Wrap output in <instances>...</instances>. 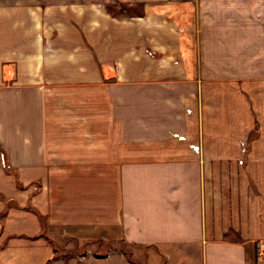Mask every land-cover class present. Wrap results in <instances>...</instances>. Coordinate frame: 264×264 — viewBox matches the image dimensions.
Listing matches in <instances>:
<instances>
[{
  "label": "crops",
  "instance_id": "crops-1",
  "mask_svg": "<svg viewBox=\"0 0 264 264\" xmlns=\"http://www.w3.org/2000/svg\"><path fill=\"white\" fill-rule=\"evenodd\" d=\"M0 153V264H257L264 0H0Z\"/></svg>",
  "mask_w": 264,
  "mask_h": 264
},
{
  "label": "rangeland",
  "instance_id": "rangeland-1",
  "mask_svg": "<svg viewBox=\"0 0 264 264\" xmlns=\"http://www.w3.org/2000/svg\"><path fill=\"white\" fill-rule=\"evenodd\" d=\"M107 9L115 15H129V14H138L141 12V5H131V4H125V3H108L107 4ZM1 154V153H0ZM2 156L0 155V158ZM88 245L87 243L85 244H79L74 243V246L76 247L77 252L85 251L86 249H91V247L86 246ZM111 248L112 251L114 252H119L122 253L129 261H131L132 264H166L165 261V255L170 254V248L164 247V246H159V247H145V246H140V245H131V244H126L122 240H113L111 243L103 244V245H97L94 244L92 247V250L94 252L98 253H105L107 252V248ZM256 252H255V257H256V263L261 264L264 262V259H259L257 255V246ZM73 249V248H72ZM79 250V251H78ZM72 252V251H71ZM173 251V255L175 256L176 253ZM171 256V258L175 259L176 257ZM180 257V256H179ZM167 260V259H166Z\"/></svg>",
  "mask_w": 264,
  "mask_h": 264
},
{
  "label": "built area",
  "instance_id": "built-area-1",
  "mask_svg": "<svg viewBox=\"0 0 264 264\" xmlns=\"http://www.w3.org/2000/svg\"><path fill=\"white\" fill-rule=\"evenodd\" d=\"M257 255L259 259H264V242L260 241L257 243Z\"/></svg>",
  "mask_w": 264,
  "mask_h": 264
}]
</instances>
